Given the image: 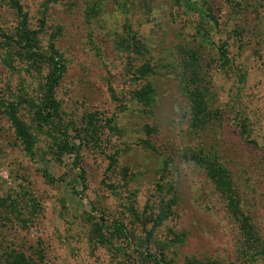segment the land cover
<instances>
[{
	"label": "rangeland",
	"instance_id": "374dc122",
	"mask_svg": "<svg viewBox=\"0 0 264 264\" xmlns=\"http://www.w3.org/2000/svg\"><path fill=\"white\" fill-rule=\"evenodd\" d=\"M20 2L31 29L43 17L40 46L52 43L66 67L55 96L68 136L80 149L76 165L58 164L49 139L37 134L44 154L30 160L0 114V198L11 197L19 211L0 205V253L15 249L35 264H152L138 256L133 240L144 239L164 198L174 201L173 216L152 232V255L172 238V230L185 237L174 246L166 242L171 264L192 259L264 264L262 256L243 253V237L223 195L183 155L202 147L219 156L264 243V0H235L236 16L226 0H210L213 15L240 33L234 40L229 26L224 29L231 63L221 69L212 48L199 44L194 14L177 0H54L47 7L43 0ZM16 23L13 10L0 3V28L11 34ZM128 31L136 34L138 51L127 48ZM187 49L199 52L207 106L219 110L217 120L201 129L191 127L182 65ZM2 55L5 50H0V101L38 96L47 68L38 73ZM142 64L152 72L137 79L133 71ZM146 85L153 93L143 103L135 91ZM237 111L249 119L257 146L241 137ZM18 113L32 125L28 108L22 105ZM115 152L111 167L108 156ZM44 169L53 184L43 177ZM96 222L105 241L99 240ZM115 223L124 225L132 242L113 234Z\"/></svg>",
	"mask_w": 264,
	"mask_h": 264
},
{
	"label": "trees",
	"instance_id": "16d2710c",
	"mask_svg": "<svg viewBox=\"0 0 264 264\" xmlns=\"http://www.w3.org/2000/svg\"><path fill=\"white\" fill-rule=\"evenodd\" d=\"M54 0H43V5L47 7ZM186 9L191 10L196 18V33L199 44L212 48L215 53L213 61L218 68H227L230 65V58L228 56V44L222 39L224 29L229 26L230 36L235 40L240 35L238 29L231 23L224 24L217 15H213L210 0H177ZM232 5V13L236 16L239 13L238 3L235 0H226ZM1 4H5L11 8L16 16L17 23L11 34H7L0 28V50H5L6 55H2L4 60H9L14 56L17 60L24 62L33 70L40 73L43 67L47 68L46 75L43 76L41 84L38 87V96L36 97H22L18 96L15 101H0V114L4 115L11 128L13 129L16 139L21 143L24 155L30 160L35 161L37 153L44 154L39 151L37 147V134L44 135L48 142V148L58 164H63L65 161H70L74 166L77 164L80 147L71 141L68 136V130L61 118V106L55 96V90L59 85L66 67L62 59L52 43L45 49L40 46L39 35L44 29L43 17L38 20L36 29H31L29 25V16L24 10L20 0H0ZM94 11V10H93ZM128 40L126 45L132 51H138L139 41L134 32L128 31ZM185 58L182 59L184 72L187 74L188 83L186 85L191 109V127L194 129H201L209 126L213 120L216 121L219 115V110H213L207 106L206 98L204 96L205 90L201 82V73L203 70L201 64V57L199 52L187 49L184 51ZM1 57V58H2ZM10 66V65H9ZM11 67V66H10ZM152 72V67L147 64H142L133 71V76L137 79L147 78ZM153 89L150 85L142 87L141 90L135 91V97L141 101L146 102ZM26 107L29 110L31 117V126L27 125L20 117L18 110L20 107ZM88 123L92 124V119L89 118ZM234 124L238 129L243 140L250 145L257 146V143L252 138V129L249 119L242 111H237L234 115ZM118 153L115 152L108 156L109 165L112 167L116 163ZM184 157L193 162L195 166L203 168L206 176L213 184L215 190L223 195L226 204V209L233 220L238 224L239 231L243 237V244L245 248L243 253L254 259V255L262 256L264 258V243L257 235L251 219L242 210L239 194L235 188L228 169L221 163L219 156L202 147L194 148L185 152ZM127 170H123V175H126ZM42 175L46 181L53 184L55 180L51 177L47 170H42ZM63 181V179H61ZM71 182V181H70ZM111 187V186H109ZM166 186L158 185V191H164ZM171 186H169L170 189ZM72 193H77L72 190ZM8 203V204H7ZM171 199L161 198L158 201L157 212L150 217L153 222L152 228L146 233L144 239L137 241L133 240L138 256L146 262L152 264H171V260L165 258L166 242L171 243L172 246L184 242L185 234H177L170 230L172 238L169 241L159 246L158 255H152L148 251V242L151 238L152 232L156 227H159L165 220L173 216ZM0 205H6L7 209L12 213H19L16 209V204L8 197L7 199L0 198ZM129 211L133 210L129 208ZM95 230L99 233L100 241H105V236L100 232L103 227L99 222L94 224ZM118 234L125 240H131L124 225L115 223L113 225V234ZM159 245V244H158ZM5 256L0 253V264H35L30 258L15 249L4 251ZM250 258V259H251ZM185 264H214L204 263L192 259Z\"/></svg>",
	"mask_w": 264,
	"mask_h": 264
}]
</instances>
